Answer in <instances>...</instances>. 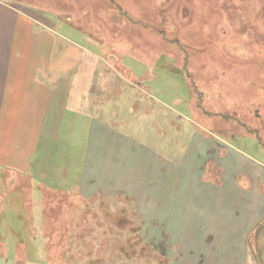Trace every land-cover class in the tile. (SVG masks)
<instances>
[{
    "label": "rangeland",
    "instance_id": "374dc122",
    "mask_svg": "<svg viewBox=\"0 0 264 264\" xmlns=\"http://www.w3.org/2000/svg\"><path fill=\"white\" fill-rule=\"evenodd\" d=\"M4 1L111 89L0 167V264H264V0Z\"/></svg>",
    "mask_w": 264,
    "mask_h": 264
},
{
    "label": "crops",
    "instance_id": "0c3cea01",
    "mask_svg": "<svg viewBox=\"0 0 264 264\" xmlns=\"http://www.w3.org/2000/svg\"><path fill=\"white\" fill-rule=\"evenodd\" d=\"M29 41L44 47L28 50ZM83 53L96 56L71 38L61 37L50 27L24 16L9 1L0 0V167L26 174L35 165L38 152L48 153L60 142L67 119L86 120L90 114L91 119L99 121L104 103L97 94L100 88L108 93L111 86L83 79L88 75L80 60ZM86 84L90 96L83 95ZM108 119L106 114L103 129H91V137L109 134L108 127L112 126ZM85 180L90 187L91 176L73 188Z\"/></svg>",
    "mask_w": 264,
    "mask_h": 264
}]
</instances>
